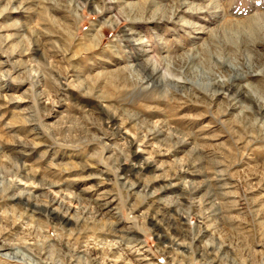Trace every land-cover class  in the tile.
<instances>
[{"label":"rangeland","instance_id":"1","mask_svg":"<svg viewBox=\"0 0 264 264\" xmlns=\"http://www.w3.org/2000/svg\"><path fill=\"white\" fill-rule=\"evenodd\" d=\"M2 244L264 264V0H0Z\"/></svg>","mask_w":264,"mask_h":264},{"label":"bare ground","instance_id":"2","mask_svg":"<svg viewBox=\"0 0 264 264\" xmlns=\"http://www.w3.org/2000/svg\"><path fill=\"white\" fill-rule=\"evenodd\" d=\"M152 71V70H151ZM151 77H152V79H154V80H157L158 78H159V75L157 74V70H153L152 71V73H151ZM200 79V78H199ZM159 80V79H158ZM157 82V81H156ZM163 83V82H162ZM52 205H56V201L54 200V201H52V203H51ZM67 212V210H65V212L62 214V218H66L67 216H68V214L66 213ZM13 248V247H12ZM10 250H12L11 249V247L10 246H8V245H1L0 246V252H2V255L6 258V257H9V258H12V259H18V260H20V261H22V262H25L26 263V261H29V262H32V260L29 258V257H27L26 255H23L22 253H20V252H14V253H8L7 251H10ZM97 255V254H96ZM140 260H142L141 258H140ZM34 262V261H33ZM110 262H112V263H114L113 261H110ZM147 262V261H146ZM145 262V263H146ZM102 263V262H101ZM143 263V262H142ZM147 264H149V263H147Z\"/></svg>","mask_w":264,"mask_h":264}]
</instances>
